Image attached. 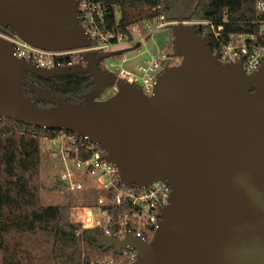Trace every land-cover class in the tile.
Listing matches in <instances>:
<instances>
[{
	"label": "water",
	"instance_id": "obj_1",
	"mask_svg": "<svg viewBox=\"0 0 264 264\" xmlns=\"http://www.w3.org/2000/svg\"><path fill=\"white\" fill-rule=\"evenodd\" d=\"M178 5L177 14H167L176 21L168 55L180 62L157 75L150 95L99 67L124 50L87 51L83 63L41 68L14 57L0 38V118L86 137L105 151L125 186L168 182L169 201L149 242L131 234L99 241L116 253L134 249L131 264H264V63L247 73L240 63L220 62L209 40L183 23L190 9ZM7 27L47 51L90 44L76 0H0V29ZM25 72H87L92 88L73 103L33 85ZM22 85L52 105L38 107Z\"/></svg>",
	"mask_w": 264,
	"mask_h": 264
},
{
	"label": "trees",
	"instance_id": "obj_2",
	"mask_svg": "<svg viewBox=\"0 0 264 264\" xmlns=\"http://www.w3.org/2000/svg\"><path fill=\"white\" fill-rule=\"evenodd\" d=\"M90 1L100 8L107 32L121 34L131 41L132 27L152 22L160 15L167 18L173 0ZM179 1L190 9V20H210L222 25L225 34H257L262 24L254 10L257 0ZM194 29L197 35L203 33L201 26L195 25ZM204 36L213 50L216 43L211 33L205 31ZM24 77L73 103L81 102L92 88V76L87 72L48 78L25 72ZM21 89L38 107L52 105L27 86L22 85ZM56 132L59 131L0 118V264H88L102 256L118 258L122 254L99 244L106 237L102 228H83L71 217L74 208L95 205L104 191L88 185L80 190H66L57 181L41 179L40 164L44 157L41 138ZM128 209L127 203L109 207L116 216Z\"/></svg>",
	"mask_w": 264,
	"mask_h": 264
},
{
	"label": "built area",
	"instance_id": "obj_3",
	"mask_svg": "<svg viewBox=\"0 0 264 264\" xmlns=\"http://www.w3.org/2000/svg\"><path fill=\"white\" fill-rule=\"evenodd\" d=\"M76 2L78 19L90 41L87 47L47 51L28 44L8 28L0 29V38L10 42L14 57L41 68L71 67L83 63L82 56L87 51L96 56L116 51L114 48L126 39L121 34L115 35L105 30L103 14L97 4L90 0ZM254 10L262 21L257 34H225L222 25H215L210 20L187 19L183 23L193 27L201 26L203 33L200 36H204L205 31L211 33L216 43L211 52L220 62L240 63L245 72L251 73L264 63V0H257ZM175 22L160 15L152 22H142L132 27L131 32L136 36L134 40L138 45L131 50L140 49L144 38L154 28ZM140 27L145 32H140ZM143 52H146L144 57ZM171 52L172 50L154 54L145 48L129 57L123 53L111 55L106 58V64L102 65L103 60L100 61L99 67L116 80L127 82L145 95H150L157 75L165 68L178 64L180 57L168 55ZM107 89L114 93L116 86ZM58 131L52 136H43L40 142L44 153L41 162L47 170L46 181H57L66 190H80L88 185L105 192L97 198L95 205L74 208L81 212V217L72 219L83 228H102L109 238L122 240L131 234L149 242L160 221V211L169 201L168 182L155 180L142 187L125 186L121 183L115 166L104 158L105 151L101 147L86 137H75L71 132ZM123 203L129 204L130 209L117 216L109 211V207L121 206ZM121 252L118 258L102 256L88 264H131L137 259L134 249L124 248Z\"/></svg>",
	"mask_w": 264,
	"mask_h": 264
},
{
	"label": "rangeland",
	"instance_id": "obj_4",
	"mask_svg": "<svg viewBox=\"0 0 264 264\" xmlns=\"http://www.w3.org/2000/svg\"><path fill=\"white\" fill-rule=\"evenodd\" d=\"M179 0H173L170 8H169V12L173 13V14H177V11L180 10L179 8ZM182 14L186 15V11H182ZM140 32H145L144 29L142 27H140L139 29ZM172 34H171V25H164L160 28H154L152 31H150L148 33V35L144 38V44L143 46L140 47V49L138 50H131L134 49V47L136 46V41L134 39H136V36H133V39L130 41V43L127 42V40H122L119 42V46H116L114 49L116 50H124L123 54L127 57L135 55L139 52H142L145 50V48L148 50L149 53H158V52H166V51H170L172 50L173 44H172V38H171ZM142 57L146 56V52L142 53ZM108 61V59L104 58L102 61V65L106 64ZM180 61V58H179ZM178 61V63H179ZM111 94H113L111 92V90L106 89L102 95H101V99H104L108 96H110ZM47 171L44 167L43 164L41 162L40 164V176L41 179L46 181L47 178V173L45 172ZM71 217L75 220L79 219L81 217V212L78 209H73L72 213H71Z\"/></svg>",
	"mask_w": 264,
	"mask_h": 264
}]
</instances>
